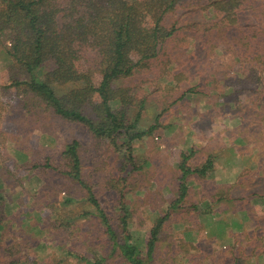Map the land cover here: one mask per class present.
I'll use <instances>...</instances> for the list:
<instances>
[{
    "label": "trees",
    "instance_id": "trees-1",
    "mask_svg": "<svg viewBox=\"0 0 264 264\" xmlns=\"http://www.w3.org/2000/svg\"><path fill=\"white\" fill-rule=\"evenodd\" d=\"M195 38L199 39V75L210 69L207 80L219 93L220 105L240 120L237 135L257 149L248 154L258 164L249 172L257 176L258 171L260 180L264 176V0H0V51L9 61L0 71V152L8 135L7 107L12 109L14 103L35 122L50 117L90 135L113 158L119 180L126 183L142 168L134 153L135 141L153 135L161 125L157 115L146 130H138L148 101L141 87L169 73L181 60L186 42ZM181 75L178 72V80H183ZM131 80L140 81L138 90L127 84ZM60 156L56 169L81 190L80 208L90 209L65 211L56 191L34 195L33 204L44 202L45 207L40 228L63 240L65 256L54 264L65 260L110 264L108 256H98L90 246L89 230L81 231L91 217L100 221L111 252L121 263L152 264L171 214L183 208L198 210V205L186 204L193 179L208 178L217 155L211 153L192 165L193 146L180 152L177 197L141 241L130 230L132 212L121 189L117 228L111 224L86 176L87 157L80 140L67 142ZM38 167L33 164V169ZM257 180L258 176L254 186ZM230 189L209 192L211 202L205 208L199 204V213L212 212L224 199L235 200ZM249 196L264 199V190ZM252 213L254 220L264 217V209ZM261 221L254 229L234 234L236 244L229 248L232 264H245L247 258L258 256L264 260ZM7 225L0 221V264H50L47 257L33 254L32 259L28 253L34 249L27 245L22 254L18 247L22 243L9 236Z\"/></svg>",
    "mask_w": 264,
    "mask_h": 264
},
{
    "label": "rangeland",
    "instance_id": "rangeland-1",
    "mask_svg": "<svg viewBox=\"0 0 264 264\" xmlns=\"http://www.w3.org/2000/svg\"><path fill=\"white\" fill-rule=\"evenodd\" d=\"M180 58L168 69L169 73L163 71L152 79V83L141 87L148 101L138 130H146L157 115H160L161 125L153 135L135 141L134 153L142 168L131 174L126 183L119 180L113 158L90 135L50 117L43 116L35 122L19 112L14 103L12 109L7 107L8 135L0 152V221L8 224L9 236L22 243L18 246L23 250L22 254L27 245L34 249L28 253L32 259L35 255L47 257L49 263L54 264L65 256V249L61 247L63 240L40 228L43 225L40 212H44L45 207L44 202L33 204L35 194L43 190L56 191L61 197L58 203L65 211L78 207V212L90 209L88 205L80 208L77 199L81 190L56 169L66 143L78 138L87 157L86 176L111 224L117 228L118 191L121 189L132 212L130 230L139 241L147 236L155 219L162 216L171 200L177 197L180 152L193 146L192 165L199 164L211 153L216 154L214 171L208 178L193 179L187 197L186 204H196L198 210L183 208L171 214L162 230L152 264H232L229 248L236 244L234 234L254 229L258 220L264 223V217L258 216L254 220L252 213L255 214V209H264V199L249 196L264 190V176L259 180L261 175L257 171L258 185L254 186L253 179L257 176L249 169H256L258 164L256 159L248 158L257 149L237 135L240 120L220 105L219 93L207 80L210 69L199 75V39L186 42ZM8 64L7 57L0 51V71ZM180 71L184 75L179 81L177 74ZM127 84L137 90L140 88L138 80L127 81ZM189 88L193 90L189 92ZM252 135L254 140L258 139L256 131ZM48 156L50 159L46 160ZM46 163L49 167L43 168ZM33 164L39 167L33 169ZM225 186H231L230 196L235 200L224 199L213 207L212 212L199 213V204L205 208L211 202L209 192H223ZM50 195L54 194L51 192ZM56 211L57 208L53 209L54 213ZM91 219L85 222L81 231L89 230L94 252L98 256H108L110 264H123L111 252L100 221ZM240 241L243 244L244 240L240 238ZM64 244L68 245L66 240ZM263 261V256L250 257L245 264H262ZM60 264L78 263L65 260Z\"/></svg>",
    "mask_w": 264,
    "mask_h": 264
}]
</instances>
